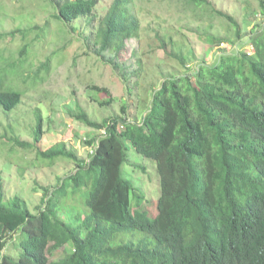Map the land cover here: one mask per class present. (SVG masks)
<instances>
[{
	"label": "trees",
	"instance_id": "trees-1",
	"mask_svg": "<svg viewBox=\"0 0 264 264\" xmlns=\"http://www.w3.org/2000/svg\"><path fill=\"white\" fill-rule=\"evenodd\" d=\"M257 1L264 15V0ZM182 2L203 11L210 7L208 0ZM100 3L43 0L40 8L49 12L43 24L29 18L26 27L0 30V44L18 37L12 52L16 61L8 64L0 51L1 112L21 103L19 84L44 82L41 74L48 73L49 58L39 59L35 67L31 59L38 56L36 50L47 48L52 24L63 38L70 37L53 54L62 53L75 36L84 55L92 53L117 72L127 95L140 87L142 60L137 58L138 67L130 73L121 58L126 40L140 33L132 0H112L103 13L97 12ZM3 7L0 3V12ZM216 12L231 22L239 38L237 23ZM262 29L249 37L253 55L224 53L211 64L187 67L183 75L163 74L158 88L142 97L147 105L139 123L127 120L122 99L121 115L100 123L77 108L73 118L95 131L84 142L91 154L81 160L64 143L38 151L43 160L71 162L74 168L53 188L43 189L37 211L31 212L20 196L6 200L0 188V264H264ZM156 40L165 54L169 45L167 55L184 67L183 44L167 34H156ZM88 86L92 100L105 109L112 101L109 90ZM33 122L31 142H11L37 150L43 132L38 109ZM5 134L0 141L7 144L11 138ZM131 150L155 163L154 217L133 206L143 195L123 176ZM61 249L63 255L51 259Z\"/></svg>",
	"mask_w": 264,
	"mask_h": 264
},
{
	"label": "rangeland",
	"instance_id": "rangeland-1",
	"mask_svg": "<svg viewBox=\"0 0 264 264\" xmlns=\"http://www.w3.org/2000/svg\"><path fill=\"white\" fill-rule=\"evenodd\" d=\"M42 1L0 0L4 6L0 12V30L12 31L18 26L26 27L29 18L34 24H43L49 12L41 10ZM111 1L101 0L97 12L103 13V9ZM208 1L210 7L203 11L185 5L182 0H132L133 11L140 20V33L138 39L126 40L125 52L121 54V58L130 73L138 67L137 58L142 60L145 70L144 81H140L139 88H133L132 95L126 94L123 81L109 65L92 53L84 55L83 45L75 36L71 43L66 44L62 53L53 54L70 37L63 38L52 24L48 39L44 41L47 48L36 50L38 56L31 59L35 67L39 59L44 61L49 58L50 69L46 75L41 74L44 82L36 85L19 84L18 88L23 92L21 103L9 113L0 111V134L6 132L5 135L11 138L7 144L0 141V188L5 199L20 196L26 201L30 211L35 213L37 207L41 206L43 189L53 188L58 178L73 171V163L43 160L38 151L55 143H64L79 159L88 158L91 148L84 142L93 137L95 131L73 118L78 113L77 108L84 110L90 120L100 123L105 118L121 115L122 99L127 106V120L139 123L145 115L147 105L146 98L142 97H145V91L151 87L158 88L163 74L183 75L187 67L195 68L200 63L211 64L224 53L240 51L253 55L255 48L249 37L255 36L264 28V15L258 1ZM216 11L231 17L237 23L239 38L233 35L234 27L231 22L220 17ZM156 34L171 35L174 41L184 45V67L167 55L169 45L165 49L166 54L164 53L156 40ZM17 39V36L14 40L9 37L4 44H0L1 54L8 64L18 58L12 53ZM212 39L224 42L216 44L212 43ZM134 52L136 57L132 56ZM35 71V68L31 70L32 77ZM135 81L131 77V87ZM91 84L109 90L112 101L105 109L92 100V90L88 86ZM139 94L142 98L140 100L137 99ZM37 109L42 116L43 131L41 141L36 144L37 150L12 143V140L31 142L33 118ZM129 157L131 164H123V176L130 179L135 184V189L143 195L139 206L135 207V202L133 206L154 217L158 199L155 163L137 155L133 150L129 152ZM130 166L137 168L130 169ZM132 199L134 200L133 196ZM61 252L62 249L56 250L50 256L51 259L62 256Z\"/></svg>",
	"mask_w": 264,
	"mask_h": 264
}]
</instances>
